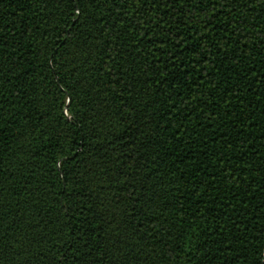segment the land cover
Wrapping results in <instances>:
<instances>
[{
    "label": "trees",
    "instance_id": "trees-1",
    "mask_svg": "<svg viewBox=\"0 0 264 264\" xmlns=\"http://www.w3.org/2000/svg\"><path fill=\"white\" fill-rule=\"evenodd\" d=\"M0 264H264V0H0Z\"/></svg>",
    "mask_w": 264,
    "mask_h": 264
}]
</instances>
